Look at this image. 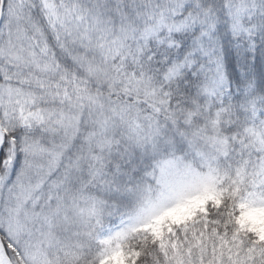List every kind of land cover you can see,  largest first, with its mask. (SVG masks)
<instances>
[{
  "label": "snow or ice",
  "instance_id": "1",
  "mask_svg": "<svg viewBox=\"0 0 264 264\" xmlns=\"http://www.w3.org/2000/svg\"><path fill=\"white\" fill-rule=\"evenodd\" d=\"M0 264H264V0H0Z\"/></svg>",
  "mask_w": 264,
  "mask_h": 264
}]
</instances>
